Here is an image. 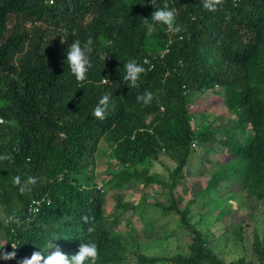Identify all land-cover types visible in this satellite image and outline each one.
<instances>
[{
	"label": "trees",
	"instance_id": "16d2710c",
	"mask_svg": "<svg viewBox=\"0 0 264 264\" xmlns=\"http://www.w3.org/2000/svg\"><path fill=\"white\" fill-rule=\"evenodd\" d=\"M164 3L176 8L180 33L166 27L148 32L143 18L154 11L148 0H0V154L10 158L0 163V209L19 219L9 224L0 219V228L21 245L10 264L30 258L52 239L49 254L57 248L71 254L81 242H96L98 264H129L131 255L142 264H227L207 248L188 208L181 211L174 199L158 205L166 216L178 214L191 231L187 257L142 255L139 231L118 235L120 216L104 215L114 192L142 176L134 169L162 151L175 161L168 186L176 189L193 141L222 145L231 157L232 167L215 171L206 190L219 194L221 183L229 184L226 189L240 183L264 197V0L236 5L221 0L215 12L204 10L199 0H154L156 7ZM89 36L96 51L87 79L78 83L64 64L66 51L76 38L84 42ZM170 41V52L162 55ZM100 53L109 56L105 63ZM130 59L147 60L137 87L121 79ZM216 88H224L223 96ZM145 90L153 93L147 105L137 101ZM105 94L109 104L98 119L92 111ZM208 108L229 124L211 125L200 112ZM196 113L203 119L198 131ZM103 141L123 166L106 190L94 175ZM17 175L35 176L37 183L21 194L12 183ZM145 180V185L160 181ZM133 209L142 216L143 207ZM161 222H145L146 233L162 232ZM254 245L264 264V244ZM5 250L12 251L11 245Z\"/></svg>",
	"mask_w": 264,
	"mask_h": 264
},
{
	"label": "rangeland",
	"instance_id": "374dc122",
	"mask_svg": "<svg viewBox=\"0 0 264 264\" xmlns=\"http://www.w3.org/2000/svg\"><path fill=\"white\" fill-rule=\"evenodd\" d=\"M215 93L223 96L224 88H216ZM213 99H217V96ZM191 110L194 113L195 106ZM200 112L209 116L207 121H212L211 125L217 122L224 126L229 124L228 118L213 108ZM150 119L147 118L148 121ZM193 122L196 131L200 130L203 122L200 113L193 114ZM224 136L220 135L222 138ZM192 146L194 152L185 169V177L176 189H169L168 186L170 172L176 166L175 161L162 151L150 164H142L134 169H138L142 176L123 191L114 192L104 206V215L110 219L120 216V225L116 230L118 235L126 236V233H132L134 229L139 231L136 242L141 245L142 255L187 257L192 243L191 231L181 222L178 214L166 216L158 205L169 206V200L174 199L181 211L188 208L191 224L202 232L207 248L225 263L243 260L245 264H261L253 244L257 241L264 244V197L261 198L259 189L251 193L241 189L240 183L229 189L225 186L228 183H221L220 191L221 187L224 190L221 193L219 191V194L206 190L215 171L232 167L229 166L232 165L231 157L222 145L216 143L203 146L193 141ZM122 169L110 145L105 141L99 143L95 154V184L106 190L116 183L115 175ZM239 173V177L244 178L240 168ZM148 176L160 180L159 183L154 181L145 185ZM136 206L143 207L141 217L133 209ZM5 217L0 209L2 222ZM150 220H161L160 227L163 228L162 232L158 230V234L152 237L144 229L145 222ZM3 237L4 230L0 228V238ZM128 263L142 264L133 255L129 257Z\"/></svg>",
	"mask_w": 264,
	"mask_h": 264
},
{
	"label": "clouds",
	"instance_id": "9594fccd",
	"mask_svg": "<svg viewBox=\"0 0 264 264\" xmlns=\"http://www.w3.org/2000/svg\"><path fill=\"white\" fill-rule=\"evenodd\" d=\"M241 0H231L236 5ZM154 7V11L151 14L150 19L143 18V22L148 32L153 29L166 27V29L173 33H180L182 31L181 25L176 23L177 10L175 7H170L168 3H164L163 6L156 7L154 0H148ZM202 8L208 12H215L221 4V0H199ZM75 34V33H74ZM62 42H65L64 39ZM171 41L167 44L162 55L170 52ZM94 40L89 36L86 41L81 42L79 39L68 47L66 51V60L64 64L68 70L79 82H83L87 79V74L92 67V54L95 52ZM109 57L106 53L99 54V60L105 63V59ZM147 60L143 62L146 64ZM142 63L137 62L136 59H130L128 62L123 64L124 71L121 74V79L130 87H137L138 81L141 79L142 74L145 72V68ZM109 96L107 94L100 97L98 103L92 111V115L98 119H103L105 111L109 104ZM153 100V93L145 90L142 95L137 96V101L145 105L150 104ZM3 120L0 118V123ZM62 135V134H61ZM10 158L6 154H0V163L8 161ZM13 185L18 187V191L23 194L26 191H31V186L37 183V177L29 176L27 179L22 180L19 175L12 178ZM19 223L18 217L13 213L7 215L4 218V223ZM14 231V229L12 230ZM52 239L45 245L38 246L41 251H34L30 258L25 257L19 264H98L99 260V248L98 244L94 241L81 242L78 251L67 254L59 250L52 251L49 254V250L54 247ZM5 245H11L12 251H6ZM21 245L17 241L11 240L9 237L0 238V261H9L16 257V249ZM11 263V262H10ZM8 262V264H10Z\"/></svg>",
	"mask_w": 264,
	"mask_h": 264
},
{
	"label": "built area",
	"instance_id": "2783aa9c",
	"mask_svg": "<svg viewBox=\"0 0 264 264\" xmlns=\"http://www.w3.org/2000/svg\"><path fill=\"white\" fill-rule=\"evenodd\" d=\"M2 120H3V119H2ZM2 123H4V120H3V122H2ZM4 263H5V264H8V262H7V261H4Z\"/></svg>",
	"mask_w": 264,
	"mask_h": 264
}]
</instances>
